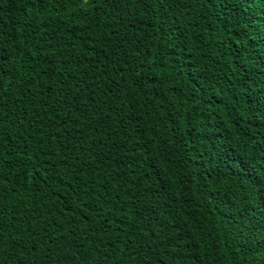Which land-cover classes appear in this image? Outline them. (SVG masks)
<instances>
[{"label":"trees","instance_id":"16d2710c","mask_svg":"<svg viewBox=\"0 0 264 264\" xmlns=\"http://www.w3.org/2000/svg\"><path fill=\"white\" fill-rule=\"evenodd\" d=\"M0 264H264V0H0Z\"/></svg>","mask_w":264,"mask_h":264}]
</instances>
